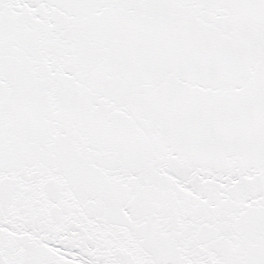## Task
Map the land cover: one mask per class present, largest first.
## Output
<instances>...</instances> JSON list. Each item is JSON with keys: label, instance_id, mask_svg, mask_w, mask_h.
<instances>
[{"label": "snow or ice", "instance_id": "6c2138e0", "mask_svg": "<svg viewBox=\"0 0 264 264\" xmlns=\"http://www.w3.org/2000/svg\"><path fill=\"white\" fill-rule=\"evenodd\" d=\"M0 264H264V0H0Z\"/></svg>", "mask_w": 264, "mask_h": 264}]
</instances>
